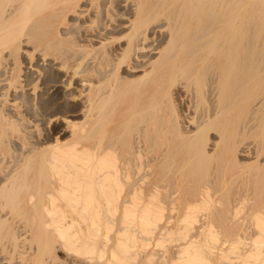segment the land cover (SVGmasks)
<instances>
[{
	"label": "bare ground",
	"instance_id": "obj_1",
	"mask_svg": "<svg viewBox=\"0 0 264 264\" xmlns=\"http://www.w3.org/2000/svg\"><path fill=\"white\" fill-rule=\"evenodd\" d=\"M263 47L264 0H0V264H264V203L219 220L205 175Z\"/></svg>",
	"mask_w": 264,
	"mask_h": 264
},
{
	"label": "rangeland",
	"instance_id": "obj_2",
	"mask_svg": "<svg viewBox=\"0 0 264 264\" xmlns=\"http://www.w3.org/2000/svg\"><path fill=\"white\" fill-rule=\"evenodd\" d=\"M19 51L24 52V54L26 52L25 49H20ZM261 52L264 57V47L261 50ZM27 56L28 58H30L29 55ZM257 61L258 60H254V62H256L255 64H257V66L263 67L264 59H259V61L258 62ZM39 63H42V61H39ZM259 74L264 75L263 68ZM263 86L264 85H260V86H256V87L249 89L245 112L240 117V119L236 121L235 125L231 128L230 137L226 136L223 139L219 140L218 136H220V133L216 131L214 132V134H212L211 138L210 136L208 137V148L210 152H212L213 151L212 149L214 148L213 147L214 145L212 144L215 141H219L218 148L226 146L227 150L233 153L232 163H228L227 159L223 161V160L214 158L210 162V167L205 174L206 183L213 187L212 190L214 192V196L219 197L220 201H222V203L217 204V209H215V212L218 218H220L219 220H222L221 218H223L222 221H226L227 213L225 214V212L227 211V209L231 208L232 204L237 203L238 198H240V196H244L245 199L249 203H254V202L264 203V87ZM35 101L36 102L38 101L39 103L38 98H35ZM37 104H34L36 108L39 105ZM206 106H209V104H202L200 107H206ZM81 118H82L81 114L80 115L78 114V116H76L75 118L69 116L68 120L64 119L61 121V119L60 120L57 119L55 123L53 119L51 120L50 125L54 123V126L56 127V129L60 131L59 135L64 133V135L69 136L71 134V129L67 128V126L64 123L71 119H73L74 121H79ZM249 142H251V144H249ZM244 144H247V145H244ZM252 171L254 172L252 173ZM250 174L252 175L254 174V175L252 176ZM184 184L185 182L182 183V185ZM249 186H251L250 190H249ZM233 192H235L234 196H232ZM231 199H232V202H231ZM233 221H230V222L228 221V226H231L233 224ZM244 233L245 232H243V235ZM223 235H221L222 238L221 237L219 238L220 241H223V240L225 241L226 239H228L229 241L230 238L232 237L234 238V235H230V236L227 234L226 235L223 234ZM226 244H227V241H226ZM55 253L57 256V260L51 261L50 263L48 261V264H52V263L62 264V261L66 262L67 260L68 261L66 262V264H87V261H83L74 255H69L61 248H56ZM26 255H28V252L26 253ZM221 260L223 261V259ZM232 261H234L235 263L237 261L238 263L239 259L235 260L233 258ZM220 262L218 264H220ZM226 262L231 264L229 261H226ZM228 263L223 262L222 264H228ZM38 264H42V263L39 262Z\"/></svg>",
	"mask_w": 264,
	"mask_h": 264
}]
</instances>
